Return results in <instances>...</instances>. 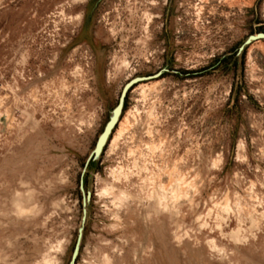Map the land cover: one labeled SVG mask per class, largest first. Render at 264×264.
Wrapping results in <instances>:
<instances>
[{
    "label": "rangeland",
    "instance_id": "374dc122",
    "mask_svg": "<svg viewBox=\"0 0 264 264\" xmlns=\"http://www.w3.org/2000/svg\"><path fill=\"white\" fill-rule=\"evenodd\" d=\"M257 35L264 0H0V264H264Z\"/></svg>",
    "mask_w": 264,
    "mask_h": 264
},
{
    "label": "water",
    "instance_id": "95a60500",
    "mask_svg": "<svg viewBox=\"0 0 264 264\" xmlns=\"http://www.w3.org/2000/svg\"><path fill=\"white\" fill-rule=\"evenodd\" d=\"M264 37V35H257V36H253L251 37V40H256L258 38ZM145 78H135L133 80H131L123 89L121 95H120V99H119V103L116 106V108L114 109L113 115L110 119V121L108 122V124L106 125L103 133L101 134L99 140H98V149H100L101 147L104 146V144L107 142L109 136L112 133V130L114 129V127L116 126V124L119 121V118L121 116L122 113V108H123V102H124V98L126 96L127 91L129 90V88L136 84L139 83L140 81H144Z\"/></svg>",
    "mask_w": 264,
    "mask_h": 264
}]
</instances>
